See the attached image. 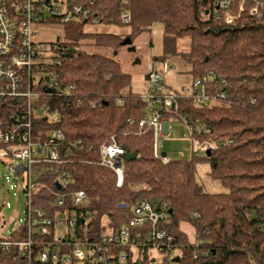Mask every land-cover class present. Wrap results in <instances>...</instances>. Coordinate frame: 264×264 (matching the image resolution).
<instances>
[{"label":"trees","instance_id":"trees-1","mask_svg":"<svg viewBox=\"0 0 264 264\" xmlns=\"http://www.w3.org/2000/svg\"><path fill=\"white\" fill-rule=\"evenodd\" d=\"M241 1H233V10ZM253 2L244 0L235 24L225 26L206 14V0H98L94 10L98 23L123 26L120 15L127 12L130 38L154 22L161 23L160 61L179 56L193 80L212 72L216 79L210 91L225 90L229 96V103L206 105H196L191 97L177 99L176 115H186L192 125L208 128L196 140L222 144L210 149L208 156L192 153L190 160L169 159L166 164L154 157L151 127L139 126L146 102L131 91V77L112 56L82 47L86 40L88 47L117 52L120 35L84 33L82 22L64 25L60 82L65 87L72 85L73 91L66 103L55 104L60 108L57 119L33 123L34 141H47L55 129L63 132V164L35 165V178L46 187L33 193V205L51 216L64 208L70 211L68 200L58 206L51 194L56 170L63 167L72 175L66 191L86 193L85 208L92 214L96 233L104 220L114 229L127 222L126 211L116 208L118 203L132 206L144 198L172 210L163 228L180 249L175 264H264V9L262 19L250 16ZM185 40L187 49H179ZM71 48L75 52L69 54ZM219 78L225 80L224 86ZM250 99L255 103L249 104ZM171 114L162 113V117ZM110 137L135 154L123 160L121 187H116L114 173L97 163L98 149ZM68 148L70 154L64 155ZM200 161L208 163L210 178L226 192L202 190L195 178ZM181 225L192 228V242ZM136 263L166 261L151 262L143 254Z\"/></svg>","mask_w":264,"mask_h":264},{"label":"built area","instance_id":"built-area-1","mask_svg":"<svg viewBox=\"0 0 264 264\" xmlns=\"http://www.w3.org/2000/svg\"><path fill=\"white\" fill-rule=\"evenodd\" d=\"M206 1V14L225 26L234 25L244 10V0L234 10V0ZM97 3L98 0H0V159L8 162L15 178H21L26 202L24 222L18 223L8 238L0 237V264H138L136 260L143 254L149 257L152 249L163 255L166 264H175L173 259L179 257L171 256L179 247L163 228L170 216L166 204L144 198L132 206L118 203L116 208L126 211L127 222L114 229L109 220H104L96 233L92 231V214L85 208L86 193L66 191L72 175L63 167L56 170L51 194L58 206H64L68 200L70 211L64 208L51 216L33 205V193L38 187H46L37 182L34 167L63 164L61 148L65 140L63 132L55 129L49 132L47 141H34L33 123L38 119L49 122L57 119L60 108L55 104L66 103L73 91L72 85L65 87L60 82V57L64 51L61 43H41L34 37L41 27L49 24H97L94 12ZM263 9L264 3L254 0L248 14L260 20ZM130 20L127 12L121 13L123 25ZM156 60L147 65L146 87L140 94L146 102V114L139 126L151 127L154 157L166 164L169 159L158 153V140L170 133V125L162 113H172L185 124L192 153L202 157L222 142L196 140L207 133V126L192 125L186 115H176V101L179 97H191L196 105L229 103V96L225 90L210 91L216 79L212 72L195 78L188 91L168 93L164 84L168 64L160 61L156 66ZM218 83L224 86L225 80L219 78ZM254 103V99L249 100V104ZM49 115L53 117L51 121ZM90 149L88 146L87 150ZM69 154L68 148L64 155ZM124 154L125 149L113 137L98 149L97 163L114 173L116 187L123 183ZM5 224L3 218L0 230Z\"/></svg>","mask_w":264,"mask_h":264},{"label":"rangeland","instance_id":"rangeland-1","mask_svg":"<svg viewBox=\"0 0 264 264\" xmlns=\"http://www.w3.org/2000/svg\"><path fill=\"white\" fill-rule=\"evenodd\" d=\"M84 33H111L119 34L122 39L128 36L129 26H117L114 24H84L82 27ZM162 33L163 27L159 22H154L148 30L139 32L131 36L132 46L135 51H128L126 46H121L117 52L111 53L110 50L87 46V41H82V47L93 52H100L112 56L118 61L121 71L131 77V91L141 94L146 87V75L148 73L147 65L155 59L156 66L162 58ZM64 27L61 24H49L38 30V36L34 40L41 43H55L64 41ZM129 37V36H128ZM188 47V41L185 40L179 44V49L185 50ZM138 60L136 63L135 61ZM169 70L164 78L166 92L181 93L188 91L192 87V76L189 73V67L184 64L179 56H169L164 60ZM49 120L53 119L49 115ZM170 125V133L160 137L158 140V153L165 154L167 159L190 160L194 157L192 154V143L188 135L185 124L181 118L171 114L164 118ZM8 162L0 159V226L3 224V218L6 221L3 229L0 230L1 238H8L13 228L22 224L26 218V202L22 192L23 182L21 178H15L8 168ZM209 165L205 161L197 162L195 178L206 193H224L226 189L218 181L212 180L209 176ZM181 229L187 234L190 242L194 240L193 230L190 226L181 225ZM180 254V249H174L171 256ZM149 260L161 262L163 255L156 249H152Z\"/></svg>","mask_w":264,"mask_h":264},{"label":"water","instance_id":"water-1","mask_svg":"<svg viewBox=\"0 0 264 264\" xmlns=\"http://www.w3.org/2000/svg\"><path fill=\"white\" fill-rule=\"evenodd\" d=\"M120 45L121 46H128V51H132V52H134L135 51V48L132 46V40H131V38L130 37H125L121 42H120ZM68 52H69V54H72V53H74L75 52V49L74 48H71V49H69L68 50ZM136 63L138 62V60H136L135 61ZM209 151H206V155L208 156L209 155ZM133 158H135V154H130L127 150H125V154H124V156H123V160H125V161H129V160H131V159H133ZM55 186H56V188L57 189H60V185L57 183V182H55ZM171 212H172V210L171 209H169L168 210V213L169 214H171ZM178 257H176V258H174L173 259V262H178Z\"/></svg>","mask_w":264,"mask_h":264},{"label":"flooded vegetation","instance_id":"flooded-vegetation-1","mask_svg":"<svg viewBox=\"0 0 264 264\" xmlns=\"http://www.w3.org/2000/svg\"><path fill=\"white\" fill-rule=\"evenodd\" d=\"M123 40V39H122ZM132 40V39H131ZM133 42V41H132ZM126 48H128V46H126Z\"/></svg>","mask_w":264,"mask_h":264}]
</instances>
